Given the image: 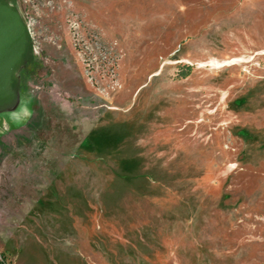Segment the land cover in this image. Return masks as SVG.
Returning <instances> with one entry per match:
<instances>
[{
	"label": "rangeland",
	"instance_id": "rangeland-1",
	"mask_svg": "<svg viewBox=\"0 0 264 264\" xmlns=\"http://www.w3.org/2000/svg\"><path fill=\"white\" fill-rule=\"evenodd\" d=\"M8 1L6 263L264 264V0Z\"/></svg>",
	"mask_w": 264,
	"mask_h": 264
},
{
	"label": "water",
	"instance_id": "water-1",
	"mask_svg": "<svg viewBox=\"0 0 264 264\" xmlns=\"http://www.w3.org/2000/svg\"><path fill=\"white\" fill-rule=\"evenodd\" d=\"M26 27L18 11L0 0V98L14 89L16 66L23 65Z\"/></svg>",
	"mask_w": 264,
	"mask_h": 264
},
{
	"label": "trees",
	"instance_id": "trees-1",
	"mask_svg": "<svg viewBox=\"0 0 264 264\" xmlns=\"http://www.w3.org/2000/svg\"><path fill=\"white\" fill-rule=\"evenodd\" d=\"M5 2H9L8 0H3ZM28 32L26 31V46H25V50L23 53V67H22V72H29L31 70V68L34 65V61H33V54H32V50L29 49V40H28ZM15 87V84H14ZM6 260L5 258L2 256V260L0 261V264H5Z\"/></svg>",
	"mask_w": 264,
	"mask_h": 264
},
{
	"label": "built area",
	"instance_id": "built-area-1",
	"mask_svg": "<svg viewBox=\"0 0 264 264\" xmlns=\"http://www.w3.org/2000/svg\"><path fill=\"white\" fill-rule=\"evenodd\" d=\"M2 260V256H1V252H0V261ZM5 264H7L6 262H5Z\"/></svg>",
	"mask_w": 264,
	"mask_h": 264
}]
</instances>
